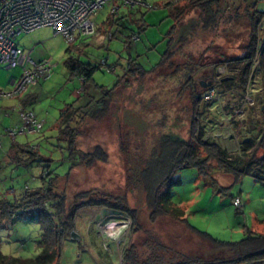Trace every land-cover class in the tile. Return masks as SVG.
<instances>
[{
  "label": "rangeland",
  "instance_id": "1",
  "mask_svg": "<svg viewBox=\"0 0 264 264\" xmlns=\"http://www.w3.org/2000/svg\"><path fill=\"white\" fill-rule=\"evenodd\" d=\"M167 1L144 0L150 7H140L138 11L135 8L130 19L135 22H129L128 28L117 26L118 31L112 39L97 38L95 41L100 40V43L89 41V45L70 52L63 38L48 27L20 33L15 38V44L30 51L34 61H46L51 68L45 80L29 85L20 94L0 98V134L4 133L2 128L19 125L20 98L32 96L34 101L28 108L43 120V127L40 132L18 135L16 141L38 147L41 154L49 152L55 160L62 158L61 150L56 147L58 130L54 127L60 112L73 103L83 106L90 95L100 94L91 83L84 85L87 91L84 94L79 80L69 77L64 67L68 54L81 62L102 63L101 69L92 75V83L97 85L110 88L121 75L106 112L96 118L87 116L79 125L78 152L90 153L99 146L106 160H95L91 165L84 160L59 177L55 185L57 190L66 193L68 204L76 194L85 191L92 192L94 197L107 194L123 198L134 212L137 223L133 231L131 217L124 213L106 215L104 208L82 210L76 220L75 234L64 241L61 264H121L125 247L132 248L131 253L139 263L208 261L218 254V250L184 222L168 216L150 220L145 193L135 180V174L139 173L162 135L173 133L187 138L193 115L192 93L183 87L188 71H192L190 77L195 93L201 95L203 102L197 108L207 128L205 137H224L235 144L255 134L247 132V128L251 129L256 121H264L263 93L259 86L263 82L256 81L242 95L237 81L225 83L220 78L226 73L224 65H216L217 61L228 59L236 67L242 66L238 60L248 39V20L242 10L232 18L230 26L220 23L215 32L209 33L196 26L187 39L173 40L169 56L156 70L142 76L137 74L133 79L122 75V68L130 57H135L146 69L160 61L167 47L166 33L172 24L164 8ZM107 16L108 3L97 13L96 24L102 27ZM196 19V13L189 12L180 27ZM137 24L144 25V30H139ZM131 30L138 34V40H129ZM110 65L113 71L107 70ZM22 72L20 67L8 70L0 67V91L3 94L12 92L14 86L10 80H18ZM211 81L214 85L208 87ZM205 95H209L208 98ZM245 96L250 98L244 104L245 113L237 109L235 114L231 107L241 102L243 106ZM241 126L245 130L240 129ZM2 140L0 162L4 168L0 170V194L10 186L19 189L26 179L32 180L41 172V167L35 165L20 167L11 171L19 176L9 177L7 173L15 167L9 163L13 153H7L10 138L3 136ZM67 165L64 161L57 172L64 173ZM176 178L178 183L171 186V199L184 210L188 223L198 231L223 242L239 241L247 229L254 233L264 232V186L251 176L244 175L238 183H233L231 175L217 168L206 178L199 177L194 168H186L177 172ZM235 197L241 200L240 207L232 204ZM38 229L35 223L19 220L0 230V253L20 259L35 256L39 252L36 247Z\"/></svg>",
  "mask_w": 264,
  "mask_h": 264
},
{
  "label": "trees",
  "instance_id": "2",
  "mask_svg": "<svg viewBox=\"0 0 264 264\" xmlns=\"http://www.w3.org/2000/svg\"><path fill=\"white\" fill-rule=\"evenodd\" d=\"M151 8H155V6L151 5ZM164 8L167 10L168 16L172 18V24L166 33L167 47L160 61L146 69L137 63L135 57H130L126 61V66L122 68V75L133 79L137 74L142 76L156 70L169 56V48L172 47L173 40L180 42L187 39L196 26L208 33L215 32L220 23L230 26L229 22H232V18L242 10L243 16L248 20V39L244 52L238 60L242 66L236 67L228 59L217 61L216 65L226 66V73L220 78L225 79V83L237 81L242 95L248 88L253 87L256 81L262 80L264 83V0H168L164 4ZM136 9L138 11L140 7ZM133 10L135 9H129V12L121 17L107 16L103 24L107 25V30L105 31L102 26L100 32L102 34L110 33L112 39L118 31L117 26L124 28L129 22H135L134 20L130 21ZM189 12L196 13V21L191 22L188 26L180 27L181 21ZM120 21L122 22L119 23ZM143 26L137 24L139 30H144ZM133 34L138 35L131 30L128 36L129 40ZM75 48L68 46L67 51L70 52ZM68 55L64 61V67L69 77L77 79L82 77L84 85L91 83L100 94L97 97H94V94L90 95L91 97L87 98V102L83 106H76L73 103L67 105L60 112L54 125L58 130L56 147L62 153V158L59 160L51 158L49 152L41 154L38 147H32L28 142H17L18 135L13 140L10 139L7 153H13L9 158V163H13L15 167L10 169L7 175L9 177L13 174L19 176V173L11 171L34 165L41 167V172L37 177L31 178L32 180L26 179L19 189L10 186L3 194H0V230L13 226L19 220L35 223L39 228L36 238V247L39 252L26 259L0 253V264H61L64 241L75 234L76 220L84 209L104 208L106 215L124 213L131 217L133 231L137 223L134 212L128 208L123 198L107 194L94 197L91 196L92 192L85 191L76 194L73 202L68 204L66 193L56 189L57 179L68 174L80 162L86 160L85 162L91 165L95 160H106V154L99 146H96L90 153L78 152L76 142L80 134L79 125L87 116L96 118L106 112L108 100L121 77V75L117 76L115 83L110 88L92 83V75L96 70L101 69V64L81 62L70 54ZM256 57L259 63L253 67ZM107 70L113 71L114 67L110 65ZM191 72V70L188 71L185 77L186 84L183 86L190 90L193 96V115L187 138L173 133L162 135L158 139L157 146L144 161L139 173L135 174V180L145 193L146 205L150 211L149 218L154 220L159 216H168L184 222L196 235L205 239L215 250H218V254L208 261L186 259L169 264H264V232L254 233L247 229L245 236L239 241L216 240L191 226L185 218L184 210L171 199V186L178 183L177 172L186 168H194L198 176L202 178L208 177L211 171L217 168L231 175L233 183H238L242 176L247 175L264 186V121L259 120L252 125L249 132H255V134L242 139L236 151H227L213 136L205 137L207 128L197 108L203 102L200 99L201 95L195 93L194 82L190 77ZM263 83L259 85L262 90L264 89ZM203 84L199 83L200 86ZM213 85L214 82L211 81V85L208 87ZM82 92L87 94L85 86ZM32 98L34 99L27 95L20 98V106ZM251 98L254 99V96ZM206 103L210 102L206 101ZM261 103L263 106L264 99H261ZM241 106L242 102L231 109H238ZM232 110L230 111L232 112ZM0 136L3 137L4 133ZM64 161L68 162L67 168L64 173L59 174L57 168ZM2 168L4 165L0 162V170ZM131 249L128 247L123 249L121 264H155L151 261L139 263L135 255L131 253Z\"/></svg>",
  "mask_w": 264,
  "mask_h": 264
},
{
  "label": "built area",
  "instance_id": "3",
  "mask_svg": "<svg viewBox=\"0 0 264 264\" xmlns=\"http://www.w3.org/2000/svg\"><path fill=\"white\" fill-rule=\"evenodd\" d=\"M107 3L109 4V15L112 16H118L122 8L150 7L142 0H0V67L6 70L20 67L23 71L18 80L15 78L10 80L14 90L6 94L0 91V98L20 94L29 85L38 80H45L49 76L51 67L48 62L34 61L30 57V51L15 44V38L20 33L48 27L71 47H79L80 43L87 38L111 39L110 33L100 36L95 22L97 13ZM131 39L132 41L138 40V35H131ZM102 62L105 63V61ZM258 63L256 57L253 67H256ZM223 69L226 71V66H223ZM78 80L83 90L84 79L80 77ZM208 96L205 95L207 98ZM249 100L250 98L245 96L243 106L238 109L245 113L244 104H247ZM236 110L233 109V112ZM17 114L19 125L5 128L4 136L13 140L17 135L35 133L42 129L43 120L33 110L19 106ZM1 142L2 137L0 136V147ZM232 204L240 207L241 200L235 197Z\"/></svg>",
  "mask_w": 264,
  "mask_h": 264
},
{
  "label": "crops",
  "instance_id": "4",
  "mask_svg": "<svg viewBox=\"0 0 264 264\" xmlns=\"http://www.w3.org/2000/svg\"><path fill=\"white\" fill-rule=\"evenodd\" d=\"M134 11V10H133ZM132 11V12H133ZM129 12V8H122V10L120 11V13L118 14V16L117 17H121V16H123V15H125V14H127ZM135 12V11H134ZM133 12V13H134ZM132 13V14H133ZM122 21H120L119 23H121ZM104 24V23H103ZM100 25L98 26L97 25V30H98V33L99 34H102V32H100ZM103 29L106 31L107 30V25H103ZM102 28V27H101ZM96 39H94V38H87L86 40H84V41H82V43H80L81 45L80 46H82L81 48H83L84 46H86V45H89L90 43H89V41H92L93 43H100V40H98L99 42H97V41H95ZM104 43V42H103ZM103 43H101V44H103ZM79 46V47H80ZM262 99H264V89L262 90ZM26 96V95H25ZM28 96V95H27ZM34 100L33 99H30L26 104H23V107L24 108H28V105L30 104V103H32ZM28 109H30V108H28ZM262 110H263V108H262ZM243 128V130H245V128H244V126H241L240 127V129H242ZM214 129V128H213ZM225 130V129H224ZM249 128H247V132H249ZM2 131H3V128H2ZM211 137V136H210ZM214 138H216L217 140H218V142L221 144V146L223 147V148H225L227 151H236L237 149H238V146H239V141H237V143L235 144V142H232V140L231 139H229V140H227V139H225L224 137H222L221 139L219 138V137H217V136H213ZM247 137H245V138H243V139H246ZM3 141V140H2ZM9 146H10V144H9Z\"/></svg>",
  "mask_w": 264,
  "mask_h": 264
},
{
  "label": "water",
  "instance_id": "5",
  "mask_svg": "<svg viewBox=\"0 0 264 264\" xmlns=\"http://www.w3.org/2000/svg\"><path fill=\"white\" fill-rule=\"evenodd\" d=\"M225 80V79H224Z\"/></svg>",
  "mask_w": 264,
  "mask_h": 264
}]
</instances>
